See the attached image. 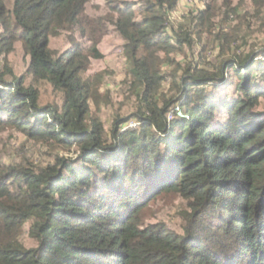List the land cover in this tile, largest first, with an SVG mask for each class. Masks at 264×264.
<instances>
[{
	"label": "trees",
	"instance_id": "obj_1",
	"mask_svg": "<svg viewBox=\"0 0 264 264\" xmlns=\"http://www.w3.org/2000/svg\"><path fill=\"white\" fill-rule=\"evenodd\" d=\"M199 1L0 0V136L48 159L0 149V264H264V0ZM109 28L138 103L111 130L85 76ZM167 197L179 227L146 219Z\"/></svg>",
	"mask_w": 264,
	"mask_h": 264
},
{
	"label": "rangeland",
	"instance_id": "obj_2",
	"mask_svg": "<svg viewBox=\"0 0 264 264\" xmlns=\"http://www.w3.org/2000/svg\"><path fill=\"white\" fill-rule=\"evenodd\" d=\"M201 4L202 3H200L199 0H197V2L194 1L193 3H191L189 0H180L174 16H185L187 13L193 10L196 11V9L199 7L202 8ZM89 11L94 16H98L99 14L97 7L95 6L90 7ZM108 30V32H105V35L102 38V43L100 44V49L104 53V57L102 59H93L88 67L87 72L85 73V76H93L91 77V82L93 83V85L91 86L92 98L90 101L91 116L99 115L105 122L108 130H111L115 117L118 116V114H131L135 110L138 103L135 98H131L130 89L126 85L128 62L126 60L125 54L123 53V42L116 34L110 33L111 28H109ZM71 36L78 38L80 42L86 43V41L79 37L78 32L72 33L67 31L63 32L61 38L57 40L60 49H63L65 47ZM261 38H263V36H261ZM263 40L264 38L262 39V41ZM254 41L257 43L258 39H255ZM89 46L91 45L89 44L88 47ZM214 54L210 55V63L214 62ZM23 56L25 57L20 49L10 55L11 66L17 73L20 74H24L28 69V60ZM168 88L169 84L166 83L160 94H169L167 92ZM41 93L42 101L44 103L59 101V97L53 90H51L47 86L41 87ZM175 111L177 117L182 118L184 116V112L182 110L179 111V109L176 108ZM130 114H128L127 116L129 117ZM131 122L135 124L138 123L137 119L129 120L126 125L123 126L121 131L129 129ZM138 125L139 124H137V127L135 126V128H138ZM0 139L1 150L3 149L9 151L17 149L19 147H23V149L21 150L22 153L31 155L34 152V159L48 160L47 156L43 155L42 150L32 148V146L35 144L29 142L27 140V136L16 129H6L1 134ZM29 148H31L32 152L28 151ZM45 151H47L46 148ZM59 151L62 153L61 150ZM63 154L67 156L76 155L65 151L63 152ZM171 199L172 198L167 197L164 199L165 201H161L155 205H152L148 211V215L146 218L147 221L156 222L157 220L154 217H157L160 220H163V222H166L169 226H173L174 228L179 227L182 224L181 218L178 215V208L181 206V202L179 199L173 198L174 200H176V206L174 203L173 206H167V204L172 201Z\"/></svg>",
	"mask_w": 264,
	"mask_h": 264
},
{
	"label": "built area",
	"instance_id": "obj_3",
	"mask_svg": "<svg viewBox=\"0 0 264 264\" xmlns=\"http://www.w3.org/2000/svg\"><path fill=\"white\" fill-rule=\"evenodd\" d=\"M189 1H190L191 3H193L194 1L197 2V0H189ZM194 4H195V3H194ZM178 109H179V111H181L180 108H178ZM183 117H185V116H183ZM170 118H172V116H170ZM137 124H138V123L135 124V123L131 122V125L129 126V128H135V126L137 127Z\"/></svg>",
	"mask_w": 264,
	"mask_h": 264
}]
</instances>
